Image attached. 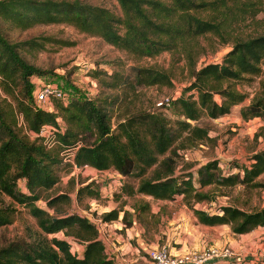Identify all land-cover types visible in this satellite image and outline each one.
<instances>
[{
	"label": "trees",
	"instance_id": "trees-1",
	"mask_svg": "<svg viewBox=\"0 0 264 264\" xmlns=\"http://www.w3.org/2000/svg\"><path fill=\"white\" fill-rule=\"evenodd\" d=\"M117 3L119 11L82 0H0V19L14 27L67 23L135 58L170 53L169 67L130 64L124 71H92L112 93L52 98V108L38 107L33 99L36 82L32 76L44 75L46 70L28 62L21 50H42L44 39L62 44L69 41L41 36L12 41L0 26V86L6 94L0 98V193L10 197L7 204L0 205V226L13 221L18 203L27 207L40 229L30 237L17 236L0 243V264H117L89 216L56 205L70 199L66 192H49L59 182L62 167L112 168L121 176L137 177L135 187H124L127 195L142 193L161 199L179 195L206 225L226 224L234 233L264 227V204L245 209L227 203L214 211L194 204L213 197L202 190L204 186H264L259 179L264 173V149L251 155L250 164L236 165L235 170H224L218 158H210L195 168L175 171L180 150L209 138L208 127L200 123L203 116L217 118L239 105L243 120L264 119V87L247 103L243 102L249 93L237 87L264 73V0ZM259 12L261 17H257ZM245 20L261 25L263 30L237 32V25ZM218 43L229 45L220 59L202 61ZM181 60L190 78L179 94L169 96V104L155 102L150 107L136 104L130 97L147 86L172 85L173 69ZM168 107L173 109L174 118L159 110ZM45 124L55 127L49 145L40 136H31ZM69 150L74 151L71 160L65 156ZM21 178L26 190L18 186ZM92 183H80L76 197L80 199L83 193L96 196ZM42 199L45 206L37 204ZM147 207L146 202L140 204L142 211ZM126 214L124 210L122 221L128 226L131 220ZM118 215L119 209L111 208L100 217L106 222ZM57 231L79 242L81 254L72 251L67 237H48Z\"/></svg>",
	"mask_w": 264,
	"mask_h": 264
},
{
	"label": "rangeland",
	"instance_id": "rangeland-1",
	"mask_svg": "<svg viewBox=\"0 0 264 264\" xmlns=\"http://www.w3.org/2000/svg\"><path fill=\"white\" fill-rule=\"evenodd\" d=\"M82 1L107 6L115 11H119L117 0ZM261 16L262 13L259 12L257 17ZM0 26L3 33L12 41L24 40L35 36L52 37V39L57 38L69 41V43L62 44L44 39L45 47L42 50H34L33 52L21 50V53L28 62L46 70L44 75L32 76V82L39 84L44 81H50L59 84L66 94L65 99L71 98L74 95H92L96 91L112 93V89L104 87L99 83L98 78L93 77L92 71L95 69L111 72L114 70H127L130 64L170 66V53L168 51H163L154 57L135 58L126 51L105 42L100 37L78 30L72 24L45 23L21 29L0 19ZM236 28L237 32L251 34L263 30L261 25H254L250 20L241 22ZM228 48L229 45L218 43L214 52H209L207 56L201 59L202 61L219 60ZM173 72L172 85L147 86L142 88L137 95H130V97L136 99V104L142 103V105L154 107L155 102L158 100L179 94L189 81V70L184 66V61L181 60L177 63ZM96 82L98 86H96ZM237 87L249 93L243 102L247 103L255 91L260 89V87H264V73L253 77L251 80L238 83ZM5 96V92L0 86V98ZM42 106L52 108L53 102L50 100L42 104ZM238 108L239 105L234 106L229 113L217 118L203 116L200 119V123L208 127L209 138L191 148H187L185 151L180 150L182 154L178 156L176 173H181L189 168H195L198 162L210 158H218L220 160V167L224 170H235L234 166L236 165L250 164L251 155L256 150L264 149V119L259 117L258 119L243 120L238 113ZM159 110H162L170 118L175 117V113L171 107ZM59 124L63 126L64 122L59 120ZM113 124L115 125V120H113ZM256 132L258 133L257 136L255 135ZM31 136L35 135L31 134ZM69 170L66 167L60 169V180L49 191L50 193L60 191L69 194V201H58L56 203L57 206L66 209V211H77L89 216L93 220L99 218L101 213L111 208L124 210V206L133 207L139 201L138 198L144 200V198L137 197L136 195L128 196L126 191H124V187H135L138 182L137 177L119 176L112 168L98 170L88 165L73 166ZM259 179L264 181V173L261 174ZM86 181H93L91 187L97 190L98 194L96 196H89L83 193L80 199H78L76 197V187ZM122 183H124L123 186H121ZM18 186L21 189H25L24 179L18 180ZM202 190L210 192L213 197L211 199L196 201L194 204L208 211H214L220 205L227 203L239 205L245 209L258 208L264 204V186H244L243 184L225 187L204 186ZM181 200L186 204L184 198H181ZM9 201L10 197L0 193V205L7 204ZM153 203L155 204L156 201L153 200ZM37 204L45 206L43 199L38 200ZM15 206L17 211L13 221L0 226V243L17 236L30 237L31 234L35 235V232L40 231L35 219L29 214L27 207L18 203H15ZM186 206L188 210L183 208L182 215L184 212L186 214L182 219L190 223H198L199 221L192 209L189 205L186 204ZM176 208L180 212L182 211V207L176 206ZM126 211L128 212L126 219L130 220L132 212L129 209H126ZM164 214H171L170 209L165 210ZM193 216L196 217V220ZM176 224L175 222L167 226L171 227L173 225L175 228H178ZM162 225L164 227L165 224ZM107 227V224L104 223L102 228L98 229L105 245H108V241L110 240L105 230ZM227 227L226 233H229L235 240L241 239L240 243L242 244L249 239L256 238L260 239L261 243L264 241V227H257L254 229L255 232L251 231L247 235L245 234V236L233 233L228 225ZM164 228L166 229V227ZM114 229L115 231L119 230L115 227ZM253 233L255 234L252 235ZM161 234L165 236V234ZM54 235L57 237H67L72 243V251H76L77 247L80 248L79 242L75 241L70 235H66L63 231L50 233L48 237ZM163 241L164 239H162L160 245H163ZM226 244L229 243L227 242ZM233 248L236 251V246H233ZM250 251L247 255L251 256ZM261 261L264 262V259H261Z\"/></svg>",
	"mask_w": 264,
	"mask_h": 264
},
{
	"label": "crops",
	"instance_id": "crops-1",
	"mask_svg": "<svg viewBox=\"0 0 264 264\" xmlns=\"http://www.w3.org/2000/svg\"><path fill=\"white\" fill-rule=\"evenodd\" d=\"M258 118L254 117L253 119ZM113 171L117 172L116 170ZM117 174L121 176L118 172ZM134 195L144 198V200L138 198L139 201L133 207L124 206V210L129 209L132 212L130 225L126 226L122 221L124 210L120 209L116 219L104 222L108 226L105 230L110 237L108 245H105L106 250L117 264H134V262L135 264H148L147 250L160 245L162 239H164L163 245H167L172 253L179 255L201 250L209 245H222L228 242L236 246L237 255L231 259H221L218 264H264L261 261V259H264V241L261 243L260 239L256 238L249 239L242 244L240 243L241 239L235 240L229 233H226V228H228L226 224L205 225L199 222V224L190 223L182 219L186 214L184 212L182 215L183 208L187 210L188 208L181 200V196L161 199L154 198L149 194L138 193ZM153 200L156 201L157 205L153 203ZM144 202L148 203V207L147 210L142 211L140 210V204ZM176 206L182 207V211L177 210ZM169 209L171 214H164V211ZM193 218L196 220L195 216ZM175 222L178 228L173 225L171 227L167 226ZM162 224H165L166 229ZM114 227L119 230L115 231ZM251 231H254V229ZM249 232L236 234L245 236ZM160 233L165 234V236L160 235ZM78 245H80V248L77 247L76 251L81 254L83 246ZM261 248L263 249L261 250ZM249 251L252 254L251 256L247 255Z\"/></svg>",
	"mask_w": 264,
	"mask_h": 264
},
{
	"label": "built area",
	"instance_id": "built-area-1",
	"mask_svg": "<svg viewBox=\"0 0 264 264\" xmlns=\"http://www.w3.org/2000/svg\"><path fill=\"white\" fill-rule=\"evenodd\" d=\"M37 84V83H36ZM65 92L55 82H41L35 85L33 91V99L38 107L49 102L52 98L65 99ZM170 97H164L157 101L158 105L163 103L169 104ZM55 127L53 125H42L38 132L31 134L40 136L43 142L50 144L54 135ZM73 150L67 151L65 154L67 159H72ZM90 218V217H89ZM91 219V218H90ZM92 220V219H91ZM97 228H102L104 221L101 217L92 220ZM100 232V231H99ZM237 255V252L231 244L209 245L201 250H195L183 255L172 253L167 245H158L147 250L148 264H218L221 259H231Z\"/></svg>",
	"mask_w": 264,
	"mask_h": 264
}]
</instances>
